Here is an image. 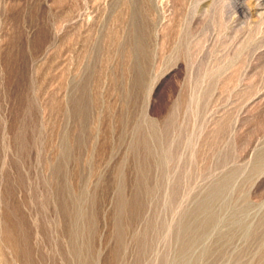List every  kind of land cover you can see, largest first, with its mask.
Returning a JSON list of instances; mask_svg holds the SVG:
<instances>
[{"label": "rangeland", "instance_id": "374dc122", "mask_svg": "<svg viewBox=\"0 0 264 264\" xmlns=\"http://www.w3.org/2000/svg\"><path fill=\"white\" fill-rule=\"evenodd\" d=\"M0 264H264V0H0Z\"/></svg>", "mask_w": 264, "mask_h": 264}]
</instances>
